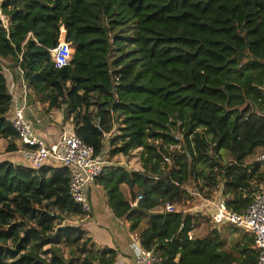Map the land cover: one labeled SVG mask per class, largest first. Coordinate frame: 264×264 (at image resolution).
Wrapping results in <instances>:
<instances>
[{
  "label": "trees",
  "instance_id": "1",
  "mask_svg": "<svg viewBox=\"0 0 264 264\" xmlns=\"http://www.w3.org/2000/svg\"><path fill=\"white\" fill-rule=\"evenodd\" d=\"M7 70L106 160L92 184L129 230L144 222L155 264H254L252 235L226 247L209 215L165 205L198 194L241 212L264 182V0H0L2 153L22 148ZM137 147L138 170L112 160ZM18 160L0 157V264H115L70 222L89 201H73L67 168Z\"/></svg>",
  "mask_w": 264,
  "mask_h": 264
},
{
  "label": "built area",
  "instance_id": "2",
  "mask_svg": "<svg viewBox=\"0 0 264 264\" xmlns=\"http://www.w3.org/2000/svg\"><path fill=\"white\" fill-rule=\"evenodd\" d=\"M60 35L63 37L64 32ZM71 42L61 39L58 44L49 50L55 66L67 63ZM19 88L22 98L27 91L24 81L19 77ZM11 109L10 123L15 130L19 144L22 148L18 154L22 156L33 168L43 164L62 166L68 170L67 190L73 201L79 203L83 209L87 208L86 192L106 163L99 154H94L92 148L84 143L71 131L62 129L53 143H46L34 131L31 122L24 116V105L16 102ZM164 160H168L164 158ZM256 161L264 165V152L256 157ZM140 196H138L139 198ZM202 207H211L210 222L213 224L228 223L236 228L249 232L253 237V247L256 252L254 264H264V182L260 189L254 193L252 201L241 212H234L225 207L222 199L211 200L200 197ZM176 206V205H175ZM166 204L165 210L177 209ZM180 209V208H179ZM182 210V209H181ZM184 211V210H182ZM156 257L151 250H140L139 255L130 262H117L116 264H155Z\"/></svg>",
  "mask_w": 264,
  "mask_h": 264
},
{
  "label": "crops",
  "instance_id": "3",
  "mask_svg": "<svg viewBox=\"0 0 264 264\" xmlns=\"http://www.w3.org/2000/svg\"><path fill=\"white\" fill-rule=\"evenodd\" d=\"M6 73L7 88L12 97L9 114H11V109L15 104L14 99L16 102L22 103L24 105V116L31 122L35 133L46 143H53L57 139V136L63 127H58L61 120V114L52 109L45 114L43 112L45 104L37 102L32 97V94L28 89L24 94V98L21 99L22 91L19 88L20 79L17 77L16 71L11 72L7 70ZM262 88L264 91V86ZM66 125L68 129L71 128L69 124L66 123ZM3 145L4 141L0 140V157L2 159H8L14 163L22 162L21 160H18L21 159L18 151H14L12 153H2L1 150ZM135 149L134 152L130 153L133 154L136 152V154H134L133 157H130L129 160H119L116 163L125 166L127 169L138 170L137 155L139 148L137 147ZM131 159L134 160L133 163L130 162ZM87 194L89 201V214L86 217L74 216L76 218L74 223L80 224L85 234L91 238L95 247L115 249V264L121 261L125 263L130 262L139 255L141 250L138 244L137 236L139 230H141L144 226V222H140L139 226L135 230H129L128 223L121 218L113 217L110 209L106 206L104 192L99 185L91 184L87 189ZM218 199L221 198L216 196V198H212L211 200ZM198 201L187 205V207L182 208V210L186 212L199 211L201 214L209 215L208 212L200 210L198 207L194 209ZM203 209L210 212L212 211L211 207H203ZM212 227L216 228L221 234L226 247L235 241L242 244L245 239L251 235L249 232L239 228H234V226L228 223H213ZM251 246L253 247V244Z\"/></svg>",
  "mask_w": 264,
  "mask_h": 264
},
{
  "label": "rangeland",
  "instance_id": "4",
  "mask_svg": "<svg viewBox=\"0 0 264 264\" xmlns=\"http://www.w3.org/2000/svg\"><path fill=\"white\" fill-rule=\"evenodd\" d=\"M2 24L3 25H6L7 24V21H6V18H3V16H2ZM12 104V103H11ZM45 104V103H44ZM45 109V108H44ZM53 110V109H52ZM45 114H46V111L44 110L43 111ZM48 112V111H47ZM59 112V111H58ZM60 113V112H59ZM48 117V116H47ZM49 118V117H48ZM59 126L58 127H62V129H67V125H66V123H63V124H58ZM61 131V130H60ZM135 149V148H134ZM134 149H132L130 152H134L135 150ZM128 153L127 155H121V154H117L116 156H114L113 158H112V160L113 161H119V160H129L130 159V157H133L134 156V154H136V152L135 153ZM21 159H23L22 158V156H19ZM133 159H131L130 160V162L131 163H133ZM262 167H264V165H262ZM197 201H194L193 203H196ZM188 205V204H187ZM187 205H180V206H175V207H177L178 209L179 208H185V207H187ZM199 208L200 210H204L203 209V207L201 206V200L199 199V201H198V203L196 204V207H194V209H196V208ZM193 208V207H192ZM191 208V209H192ZM70 219V222H72V223H74V220L76 219L74 216L73 217H71V218H69ZM63 249V255H65V257L66 258H70V257H72V256H74L73 255V251L71 250V248H66V247H62Z\"/></svg>",
  "mask_w": 264,
  "mask_h": 264
},
{
  "label": "water",
  "instance_id": "5",
  "mask_svg": "<svg viewBox=\"0 0 264 264\" xmlns=\"http://www.w3.org/2000/svg\"><path fill=\"white\" fill-rule=\"evenodd\" d=\"M61 39H64V35H63V37L62 36L60 37V40ZM58 217H59L60 220H62V217H60V216H58Z\"/></svg>",
  "mask_w": 264,
  "mask_h": 264
},
{
  "label": "clouds",
  "instance_id": "6",
  "mask_svg": "<svg viewBox=\"0 0 264 264\" xmlns=\"http://www.w3.org/2000/svg\"><path fill=\"white\" fill-rule=\"evenodd\" d=\"M12 98V97H11ZM142 250V249H141Z\"/></svg>",
  "mask_w": 264,
  "mask_h": 264
}]
</instances>
